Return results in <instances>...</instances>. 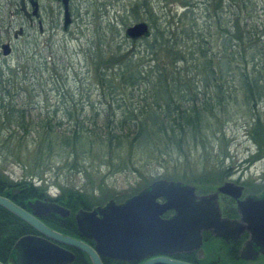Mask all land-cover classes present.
Returning a JSON list of instances; mask_svg holds the SVG:
<instances>
[{"label":"trees","instance_id":"16d2710c","mask_svg":"<svg viewBox=\"0 0 264 264\" xmlns=\"http://www.w3.org/2000/svg\"><path fill=\"white\" fill-rule=\"evenodd\" d=\"M180 2L183 10L176 21L172 23L166 20L163 29L155 27L151 38L145 36L140 39L145 42L143 50L127 51L122 48L123 38L112 51L105 49L107 43L103 45L104 40H99L101 44L96 43L95 47L88 46L84 50L89 62L87 71L93 74V87L103 92L104 99H110L105 103L108 111L104 113L95 109L94 104H90V118L96 119L102 114L106 129L103 138L108 140V146L114 148L117 154V168L127 165L119 155L124 142L127 143L131 135L129 142H133L130 145L132 148H141L144 152L153 154L155 147L160 150L157 144L168 142L169 132L188 131L194 137L196 131L212 124L210 119L218 111L225 118L230 117L228 103L237 91L242 94L244 103L249 107L256 106L257 100L264 99V0H205L206 14L202 27L189 0ZM140 8L153 21L150 0L132 1L130 7L124 8L127 12L125 17L140 18ZM118 17L124 22L122 15ZM110 26V20L106 21V27ZM258 29L261 31L258 32ZM107 32L121 38L119 29H105L102 36L105 37ZM26 42L28 45L21 48L20 59L15 67L0 59V130L9 131L10 137L28 130L29 123L26 122V111L12 103L11 99L5 101L4 94L12 95L10 97L13 98V94L25 88L22 83L26 80L37 86L51 83L57 90L64 88L69 94V88L64 87L68 79H62L61 74L62 70L63 74L69 71L65 63L59 61V50L47 42L41 41V45L37 39H27ZM6 57L3 56L2 59ZM141 84L148 87L143 89L139 104H126L120 92L128 88H139ZM84 86L80 79L79 89L82 90ZM208 89L213 91V95L205 94ZM62 96L64 97L63 93ZM77 112L76 107H67L64 110V117L68 121L72 119L70 128L67 129L69 134L66 135L53 132L50 118L45 124L42 120L37 123L35 128L43 135L42 143L35 145V156L31 161L23 164V168L29 172V180L24 179L15 184L0 175V195L6 187L8 191L19 185L25 188L23 194L30 199L46 197L42 185H34L31 178L38 177L39 167L44 166L47 160L44 157L50 156L57 149L59 139V148L63 152L71 150L72 153L75 147L84 148L87 144L89 149L92 148L89 141L92 131L85 130L87 122L84 120L87 119L80 118ZM74 115H77L76 119ZM260 124L257 120L252 131L250 129V138L255 141L258 140L256 136H261L260 141H264V128ZM258 130H261V134H257ZM73 144L75 146L70 148ZM168 146L167 143L166 147ZM4 147L6 155H12L14 146L6 144ZM160 153L165 152L160 150ZM39 179L42 177L39 176ZM47 197L68 208L70 214L67 217L49 215L45 218L46 224L62 234L94 245L93 240L86 239L79 233L74 213L80 208L91 209L96 205H103L104 202H96L74 188H66L57 196ZM168 214L169 212L165 215ZM27 227L29 226L21 219L0 207V250L9 251L11 243L21 234H25ZM204 238L206 255L200 264H247L240 258L232 257L230 245L208 233L204 234ZM222 244L226 255L221 260L219 248ZM73 252L75 260L72 264H91L85 253L78 250ZM174 258L194 263L193 253H177ZM101 260L103 264H137L135 261L112 260L106 257Z\"/></svg>","mask_w":264,"mask_h":264},{"label":"rangeland","instance_id":"374dc122","mask_svg":"<svg viewBox=\"0 0 264 264\" xmlns=\"http://www.w3.org/2000/svg\"><path fill=\"white\" fill-rule=\"evenodd\" d=\"M132 1L134 0H70L72 23L67 31H63L60 2L38 0L39 18L43 23V30L39 32L38 25L36 23L29 25L19 11V0H0V44L10 41L12 47L11 54L4 60L0 50L1 61L15 67L20 59L21 48L28 45L26 40L37 39L40 44L47 42L58 49L59 61L62 60L69 71L65 74L63 70L61 71L62 79L65 77L68 79L64 87L69 88V94L64 88L57 90L51 83L37 86L27 80L22 83L25 88L19 89L13 94V98L10 97L12 95L4 94L5 101L11 99L12 103L26 111V122L29 123V127L19 135L12 134L13 137L8 135L9 131L6 129L0 130V175L15 184L24 179L29 180V172L23 168V164L31 161L35 156V145L42 143L43 135L35 128L37 123L42 120L41 122L45 124L50 118L53 132L57 135L69 134L67 129L70 128L72 119L68 121L64 117V110L67 107L69 109L76 107L80 118L87 119L84 120L87 122H84L85 130L92 131L89 140L92 148L89 149L87 144L84 148L75 147L72 153L71 150L63 152L61 147L59 148L61 143L59 139L57 149H54L50 156L44 157L47 160L44 166L39 167L38 177L31 178L34 185H42L46 197L57 196L66 188H74L96 202L106 204L110 199L119 202L117 200L124 201L159 178L190 183L201 191L213 190L216 185L225 181H239L245 185L249 193L263 191L264 141H260L261 136H256L257 141L250 138V129L252 131L257 120L264 128V99L257 100L256 106L249 107L238 91L233 93L234 98L228 103L230 117L225 118L221 111H218L217 115L210 119L212 124L196 131L194 137L191 135L192 132L188 131L169 132L168 142H162L163 145L157 144L165 153H160L158 147L157 150L155 147L153 154L146 153L141 148H132L130 145L133 142H129L132 135L129 136L119 155L127 165L121 169L117 168L115 165L117 154L114 148L108 146V140L103 138L106 129L103 126L102 114L96 119L90 118V104H94L95 109L104 113L108 111L105 103L110 99H104L103 92L93 87V74L91 71L88 72L89 62L84 50L88 46L95 47L96 43L101 44L99 40H104L103 45L107 43L105 49L112 51L122 38L124 40L122 48L127 51L143 50L145 42H142L141 38L139 40L126 38L125 28L134 22L145 21L150 30L146 38H151L155 27L163 29L166 20L173 23L183 10L180 0H150L153 24L152 17L144 14L142 8L140 18L125 17L127 12L124 8L130 7ZM204 1L189 0L200 27L206 14ZM118 15H122L124 22L120 21ZM109 20L112 26L107 28L106 21ZM19 26L23 27L24 32L15 39L12 35ZM105 29H119L121 38L108 32L103 37ZM259 31L261 30L258 29ZM42 54L46 55L45 51H42ZM80 79L85 84L82 90L78 87ZM138 87L120 92L126 104L129 102L139 104L142 91L148 86L141 84ZM205 91L207 96L213 95L212 90ZM104 95L108 96L107 93ZM73 117L76 119L77 115ZM257 134H261V130H258ZM165 143L169 146L166 147ZM6 144L14 146L12 155H6L4 147ZM74 146L73 144L70 148ZM39 176L42 179H39Z\"/></svg>","mask_w":264,"mask_h":264},{"label":"water","instance_id":"95a60500","mask_svg":"<svg viewBox=\"0 0 264 264\" xmlns=\"http://www.w3.org/2000/svg\"><path fill=\"white\" fill-rule=\"evenodd\" d=\"M58 1L62 7V30L67 31L72 23L70 0ZM18 5L28 24L36 23L39 32H42L38 0H19ZM23 32V27L19 26L12 36L16 39ZM149 32L148 23L137 21L125 28L124 35L136 40L147 36ZM0 50L2 56H9L12 51L10 41L1 43ZM242 188L227 181L219 185L216 192L196 200L192 184L159 178L123 202L117 203L110 199L103 206L90 210L80 208L74 214L77 229L83 237L93 240V246L51 229L36 218V214L47 212L67 217L69 209L56 202L34 199L29 204V213L0 195V206L48 238L33 235L18 238L13 246L17 264H70L74 254L62 245L85 252L92 264H102L100 256L129 261L155 255L158 257L149 258L141 264H192L169 255L200 248L204 230H210L215 237L224 239L248 230L251 238L245 241L240 251V258L247 260L256 254L255 247L264 253V196L255 199L248 195L238 200ZM219 192L237 199L238 220L221 218L215 202ZM159 198L163 199L162 202ZM171 209L174 210L172 216H162ZM199 252L202 254V248Z\"/></svg>","mask_w":264,"mask_h":264},{"label":"flooded vegetation","instance_id":"af4514ba","mask_svg":"<svg viewBox=\"0 0 264 264\" xmlns=\"http://www.w3.org/2000/svg\"><path fill=\"white\" fill-rule=\"evenodd\" d=\"M71 10V9H70ZM164 179V178H163ZM168 180H171V179H168ZM174 181H178V180H174ZM227 182V181H225ZM230 182H233L237 185H240L242 186V190H241V195L239 196L238 200H243L246 196L250 195V196H253L255 199H260L264 196V190L263 191H260V192H257V193H249L247 190H246V187L245 185H243L242 183H240L239 181H230ZM193 185V184H192ZM221 185V184H220ZM194 186V185H193ZM219 185H216V187L213 189V190H210V191H201L199 190L198 187L194 186L195 189H194V193L196 195V200L199 199L200 196H203V195H207V194H210V193H213V192H216L217 188H218ZM7 188V187H6ZM4 189L2 190V196H5L7 197L8 199H10L13 203H15L17 206L21 207L22 209L26 210L27 212L31 213V208H30V202L33 201L34 199H38L40 201H43V200H47V201H52L50 200L48 197H42V198H34V199H30L28 197H26L23 192H24V189L23 187H20V186H14V187H11L8 191L7 189ZM146 188V187H145ZM144 188V189H145ZM160 202H162V198H159L158 199ZM54 202V201H53ZM116 202V201H115ZM123 202V201H122ZM215 202H216V205L218 206L219 208V211L221 213V218L223 219H228V220H238L240 218V215H239V212L237 210V199L233 198L232 196L228 195V194H224V193H221L219 192L217 194V197L215 199ZM57 203V202H56ZM117 203H120V202H117ZM96 206H103V205H96ZM95 206V207H96ZM1 207V206H0ZM3 208V207H2ZM66 208V207H65ZM94 208V207H93ZM5 209V208H4ZM68 209V208H67ZM92 209V208H91ZM6 210V209H5ZM87 210H90V209H87ZM8 211V210H7ZM70 211V210H69ZM9 213H11L10 211H8ZM167 212H169L168 215H165ZM13 214V213H11ZM70 214V213H69ZM75 214V213H74ZM174 214V210H167L166 212H164L162 214L163 217H170ZM14 215V214H13ZM49 215H59V214H56V213H53V212H47V213H41V214H36V218L38 220H40L43 224H45L46 226H48L45 222V218L48 217ZM16 216V215H14ZM17 217V216H16ZM61 217V216H60ZM19 218V217H18ZM20 219V218H19ZM22 220V219H21ZM23 221V220H22ZM24 223H26L25 221H23ZM29 227H27L26 229V233L25 234H21L19 237H17L15 239V241H13L11 243V247L9 249V251H2L0 250V257H2L3 259L0 260V263L1 264H17L16 261H15V256L13 254V246L15 244V242L17 241L18 238H20L21 236H24V235H33V236H37V237H43V238H47L45 237L43 234H41L40 232H38L35 228H33L31 225H29L28 223H26ZM49 227V226H48ZM51 228V227H49ZM53 229V228H51ZM55 230V229H54ZM57 231V230H56ZM210 234L211 236L215 237L210 230H207V231H202V244L200 246V248H202V254L199 252V249L200 248H197L193 251H190V252H183V253H193V257H194V263L192 264H200V262L205 258V255H206V250H205V238H204V234ZM251 234L248 230H243L242 232H240L239 235L237 236H231L227 239H224V238H218V237H215L217 239H220L223 243H225L226 245H230V248L232 249V252H231V255L232 257L234 258H240V251L243 247V244L245 243L246 240L250 239L251 237ZM2 238V236L0 235V239ZM48 239V238H47ZM78 239V238H77ZM83 240V239H81ZM84 241V240H83ZM54 243L58 244V242H55L53 241ZM94 243V242H93ZM90 245V244H89ZM223 245V244H222ZM64 248L68 249L69 251H71L73 254H74V260H75V253L73 252V250H78V251H81L77 248H74V247H71V246H67V245H62ZM93 246V245H91ZM71 248L73 250H71ZM224 248V245L223 246H220L219 248V257L222 259H224V255H226V252L225 250L223 249ZM255 251H256V254L250 258V259H242L243 261H246L247 264H264V253L260 252L259 251V247H255L254 248ZM83 252V251H81ZM85 253V252H83ZM233 253V254H232ZM86 254V253H85ZM177 254V253H174V254H171L169 255V257L173 258V259H176L174 258V255ZM87 255V254H86ZM88 257V255H87ZM104 257V256H100V260L101 258ZM152 257H158V255H155V256H150V257H147L145 259H142V260H129V261H135L137 264H141L142 262L146 261L147 259L149 258H152ZM89 258V257H88ZM106 258H109V257H106ZM109 259H112V258H109ZM73 260V261H74ZM112 260H117V259H112ZM176 260H179V259H176ZM72 261V262H73ZM90 261V259H89ZM121 261H127V260H121ZM179 261H184V260H179ZM204 261V260H203ZM72 262L70 264H72ZM102 262V260H101ZM186 262V261H184ZM91 263V261H90ZM190 263V262H188ZM92 264V263H91ZM103 264V263H102ZM157 264H160V263H157ZM223 264V263H222Z\"/></svg>","mask_w":264,"mask_h":264}]
</instances>
